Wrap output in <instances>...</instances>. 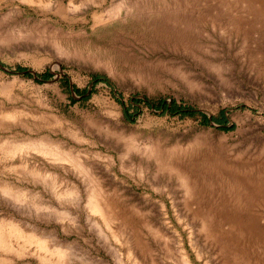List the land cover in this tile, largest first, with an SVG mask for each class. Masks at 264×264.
<instances>
[{
	"label": "rangeland",
	"instance_id": "rangeland-1",
	"mask_svg": "<svg viewBox=\"0 0 264 264\" xmlns=\"http://www.w3.org/2000/svg\"><path fill=\"white\" fill-rule=\"evenodd\" d=\"M0 232V264H264V0H0Z\"/></svg>",
	"mask_w": 264,
	"mask_h": 264
},
{
	"label": "trees",
	"instance_id": "trees-1",
	"mask_svg": "<svg viewBox=\"0 0 264 264\" xmlns=\"http://www.w3.org/2000/svg\"><path fill=\"white\" fill-rule=\"evenodd\" d=\"M16 71L19 72V71H24L23 68L19 67V68H16ZM26 73V72H25ZM26 75H29V76H32L31 74L29 73H26ZM51 77L50 75V72L48 71H45L43 72L42 74H40L39 76L36 77L37 80H44V79H47ZM93 80L94 81H98V80H104V81H107L106 77L104 76H101V75H94L93 76ZM74 91L76 92H79L80 90L78 88H74ZM87 90H85L84 92L83 91H80L82 92L81 94H84ZM151 106H153V104H150ZM158 107L163 110L164 112H167L171 115H180V116H186V115H193L195 114L194 111H192L191 109L189 108H184V107H181L179 105H177L175 102H164L162 101L161 103H159ZM124 113H127L125 110H124ZM202 118L206 121V115L205 114H201ZM222 128H224L223 124H222Z\"/></svg>",
	"mask_w": 264,
	"mask_h": 264
},
{
	"label": "bare ground",
	"instance_id": "bare-ground-1",
	"mask_svg": "<svg viewBox=\"0 0 264 264\" xmlns=\"http://www.w3.org/2000/svg\"><path fill=\"white\" fill-rule=\"evenodd\" d=\"M99 198H101V197H99ZM90 203H91V208L93 211H98V212H100V214L104 213V208H105L106 204L103 203V201H101V199H98L94 194H92V196L90 198ZM4 232H6V231H4ZM4 232H0V233H4ZM117 233H114V236H118ZM116 239L118 240L117 237H116ZM1 242H2V239H0V243ZM36 242H38V245L40 247L44 246L46 248V245L42 241H40L38 238L36 239ZM127 258H129L131 260L132 264H142L141 260L137 259L134 255H132L130 250L127 251ZM46 264H50V263L47 262Z\"/></svg>",
	"mask_w": 264,
	"mask_h": 264
}]
</instances>
